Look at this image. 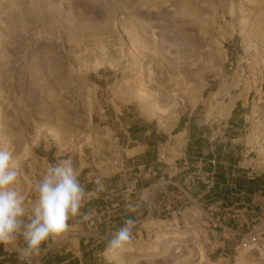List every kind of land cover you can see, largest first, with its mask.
<instances>
[{
  "label": "rangeland",
  "instance_id": "obj_1",
  "mask_svg": "<svg viewBox=\"0 0 264 264\" xmlns=\"http://www.w3.org/2000/svg\"><path fill=\"white\" fill-rule=\"evenodd\" d=\"M263 84L264 0H0V147L13 153L20 187L31 198L34 176L65 157L88 190L104 178L84 208L96 239L78 250L84 264H264L238 250L264 225L253 205L262 177L238 169L264 168ZM243 98L228 121L229 100ZM216 118L229 133L212 167L204 136ZM224 171L235 184L204 183ZM152 199L164 212L149 214ZM129 216L130 243L107 252V231ZM205 217L223 228L202 229Z\"/></svg>",
  "mask_w": 264,
  "mask_h": 264
},
{
  "label": "clouds",
  "instance_id": "obj_2",
  "mask_svg": "<svg viewBox=\"0 0 264 264\" xmlns=\"http://www.w3.org/2000/svg\"><path fill=\"white\" fill-rule=\"evenodd\" d=\"M20 167L10 150L0 147V248L15 252L22 264H39L41 256L55 243L67 238L70 222L90 220L83 211L94 195L105 190L97 176L88 190L80 180L71 157L57 158L32 185L31 198L20 187ZM129 212L137 205L128 203ZM136 220L125 219L107 242V252L123 250L132 239Z\"/></svg>",
  "mask_w": 264,
  "mask_h": 264
},
{
  "label": "crops",
  "instance_id": "obj_3",
  "mask_svg": "<svg viewBox=\"0 0 264 264\" xmlns=\"http://www.w3.org/2000/svg\"><path fill=\"white\" fill-rule=\"evenodd\" d=\"M264 84L261 88V90L263 91L264 94ZM250 98V96L248 97V99ZM241 104V106H243L244 103V98L243 99H239V100H229L226 108L222 111L223 116H225L226 119H228V121L234 116L237 117V115L235 114L236 109L238 107V104ZM238 111V110H237ZM235 120V119H234ZM227 121L225 120H219V119H213V121H209L208 124L210 123V125L213 127V131L212 133H210L209 135L205 134L204 137L207 138V141L212 145L211 147V151H208L207 153L204 154V156H209L210 157V161H209V165L212 167H215L216 165H212L211 161L212 160H216V153H215V148L214 145L219 142L222 137L224 135L227 136V127L228 124L226 123ZM235 123V121H232V123ZM223 129V134L220 136H217V138L214 141H211V137L212 135H214L216 133V131ZM229 133V132H228ZM188 165V164H185ZM202 166V164H198V167L200 168ZM252 166L251 164H240L238 168L239 171L241 169V174L243 176H245L246 174L248 175L249 172L247 171V169ZM81 168L78 167V170H80ZM240 174V173H238ZM155 176V173L154 175ZM236 176V174L234 173H230V172H218V174L215 176V178L213 177L211 179V183H207L208 181H205L204 183L206 185H214L212 186L217 190H225L226 187H230V184H235L234 181H236L235 179H233ZM36 177V176H35ZM240 177V176H239ZM258 177V176H257ZM259 177H262L260 180L262 182H264V174L259 175ZM244 178V177H243ZM215 179V180H214ZM232 179V180H231ZM251 179V178H250ZM231 180V181H230ZM136 182H138L136 180ZM153 185L150 184L149 187H147V189L153 188ZM211 187V186H210ZM155 190V189H154ZM187 200H189V202L192 204L193 209H197L198 208V199L193 200L192 198H189V196L186 194L185 195ZM258 196H264V193L262 191H258L254 198H253V205L255 204L256 198ZM152 202H155L154 199H152L149 204V214H150V207L152 205ZM89 201L87 202L88 205ZM257 208V207H256ZM259 209V208H258ZM166 210H169V207L166 208ZM83 211H87L90 212L87 208L84 209ZM234 213H244L243 211H236L233 210ZM91 213V212H90ZM179 214L177 211L174 212V214ZM180 215V214H179ZM189 216V214H187ZM185 217V216H184ZM91 219L92 216L90 218V220L79 223V221L76 222H70V226H71V230L69 232V234L67 235V238L59 241L55 244H53L40 258L39 260V264H84L82 261V258L80 257L79 254V249L82 246H86L89 243H94L96 242V239H94V233L92 231V228H90L89 222L91 224ZM223 228V227H222ZM116 231H107V235H105L106 237H104L103 241H106L109 237L112 236V234ZM102 241H99V243H101ZM0 264H19L17 262L16 259V253L15 252H6L3 250V248H0Z\"/></svg>",
  "mask_w": 264,
  "mask_h": 264
},
{
  "label": "built area",
  "instance_id": "obj_4",
  "mask_svg": "<svg viewBox=\"0 0 264 264\" xmlns=\"http://www.w3.org/2000/svg\"><path fill=\"white\" fill-rule=\"evenodd\" d=\"M241 73L242 75H245L246 69L245 68L241 69ZM222 134H223V129L216 131V133L212 135L211 141H214L217 138V136H220ZM110 148H111V153H112V158H113V164L116 167L123 168V164H121L122 148L118 145L117 141H111ZM168 154H169L168 148L165 145H162V147L158 151V157H157L158 163H164ZM211 164L216 165V160H212ZM48 165L49 164H47V166ZM262 165L263 164H254V166L253 165L250 166L247 169V171L249 172V175L259 176V175L264 174V170H263L264 168ZM119 173H123V170H120ZM120 175L122 177H126L125 174H120ZM34 180L37 181L38 178L34 176ZM255 204H256V207L259 208V210L264 215V196H258L256 198ZM154 212L162 213L164 212V210L162 211L161 207L158 206L155 202H153V205H151L150 207V214ZM200 226L202 227V229L206 230L209 233L220 231L222 229V226L219 222L209 217L208 218L205 217L204 220H201ZM238 250H241V251L251 250V251L259 252V254H264V225L242 236L240 243H239ZM16 259L19 264H22V262L18 258L17 253H16Z\"/></svg>",
  "mask_w": 264,
  "mask_h": 264
},
{
  "label": "bare ground",
  "instance_id": "obj_5",
  "mask_svg": "<svg viewBox=\"0 0 264 264\" xmlns=\"http://www.w3.org/2000/svg\"><path fill=\"white\" fill-rule=\"evenodd\" d=\"M24 191V190H23ZM172 238H174V239H179L180 238V235H179V233H173V237ZM173 242H175V241H172V247L173 246H175V243H173ZM250 251V250H249ZM248 253V251L245 253V254H247ZM262 255V254H261ZM264 255V254H263ZM260 260V259H259Z\"/></svg>",
  "mask_w": 264,
  "mask_h": 264
}]
</instances>
